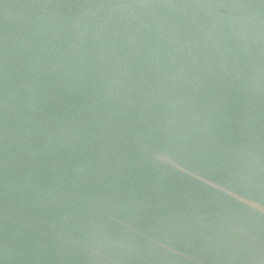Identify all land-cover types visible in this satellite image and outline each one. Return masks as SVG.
Instances as JSON below:
<instances>
[{"label":"water","instance_id":"obj_1","mask_svg":"<svg viewBox=\"0 0 264 264\" xmlns=\"http://www.w3.org/2000/svg\"><path fill=\"white\" fill-rule=\"evenodd\" d=\"M0 264H264V0H0Z\"/></svg>","mask_w":264,"mask_h":264}]
</instances>
